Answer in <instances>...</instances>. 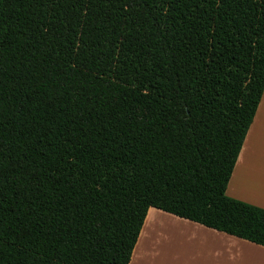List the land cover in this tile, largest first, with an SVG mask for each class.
I'll return each instance as SVG.
<instances>
[{"label": "trees", "instance_id": "trees-1", "mask_svg": "<svg viewBox=\"0 0 264 264\" xmlns=\"http://www.w3.org/2000/svg\"><path fill=\"white\" fill-rule=\"evenodd\" d=\"M263 94L264 0H0V264H130L152 208L264 247Z\"/></svg>", "mask_w": 264, "mask_h": 264}, {"label": "crops", "instance_id": "crops-1", "mask_svg": "<svg viewBox=\"0 0 264 264\" xmlns=\"http://www.w3.org/2000/svg\"><path fill=\"white\" fill-rule=\"evenodd\" d=\"M226 195L264 210V94ZM171 230L177 231L179 237L187 236L192 247L200 252V257L180 256L178 253L176 256L170 252L161 254L158 246L177 249L175 242L157 241V234L165 237ZM130 264H264V247L152 208Z\"/></svg>", "mask_w": 264, "mask_h": 264}, {"label": "rangeland", "instance_id": "rangeland-1", "mask_svg": "<svg viewBox=\"0 0 264 264\" xmlns=\"http://www.w3.org/2000/svg\"><path fill=\"white\" fill-rule=\"evenodd\" d=\"M168 232L169 233L165 237H160V234H157V241L166 240V241L175 242V244L177 243V246H175L177 249H175V248L174 249L173 248H164V247H159V246L157 247L156 246L157 250L161 251V254H163L164 252H170V253L177 256L178 250H180V252H182V253H187V250L191 251V249L193 248L192 247L193 245L191 243H189V241L187 240V236L186 237H179L177 231L174 232L171 230ZM174 233L176 234L175 236H174ZM150 256H152V254H150ZM148 259L150 260L151 258H148Z\"/></svg>", "mask_w": 264, "mask_h": 264}, {"label": "bare ground", "instance_id": "bare-ground-1", "mask_svg": "<svg viewBox=\"0 0 264 264\" xmlns=\"http://www.w3.org/2000/svg\"><path fill=\"white\" fill-rule=\"evenodd\" d=\"M178 254L180 255V256H188V257H191L192 255H195L196 257H200V252L196 249H191V251H189L188 250V252L187 253H182V252H180V250H178ZM150 257V256H149Z\"/></svg>", "mask_w": 264, "mask_h": 264}]
</instances>
